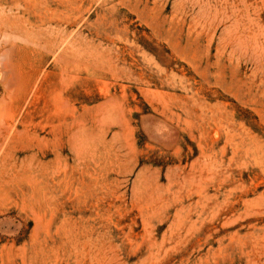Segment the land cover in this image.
Listing matches in <instances>:
<instances>
[{"label": "rangeland", "instance_id": "rangeland-1", "mask_svg": "<svg viewBox=\"0 0 264 264\" xmlns=\"http://www.w3.org/2000/svg\"><path fill=\"white\" fill-rule=\"evenodd\" d=\"M0 123V264H264V0H0Z\"/></svg>", "mask_w": 264, "mask_h": 264}, {"label": "bare ground", "instance_id": "bare-ground-1", "mask_svg": "<svg viewBox=\"0 0 264 264\" xmlns=\"http://www.w3.org/2000/svg\"><path fill=\"white\" fill-rule=\"evenodd\" d=\"M15 1H16V0H15ZM12 3H16V2L12 1ZM16 4H17V3H16ZM14 6H15V5H14ZM20 6H21V3H20ZM20 8H21V7H20ZM18 10H19V9H18ZM116 108H117V107H116ZM0 125H1V123H0ZM3 127H4V128L6 127V128H5V132H6L7 128H9V126H3V124H2V126H1L0 128H3ZM4 128H3V129H4ZM2 131H4V130H2ZM2 139H3V138H2Z\"/></svg>", "mask_w": 264, "mask_h": 264}]
</instances>
